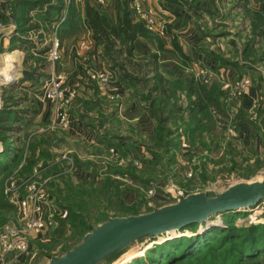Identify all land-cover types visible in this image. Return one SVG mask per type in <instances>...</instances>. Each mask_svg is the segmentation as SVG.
Returning a JSON list of instances; mask_svg holds the SVG:
<instances>
[{
    "label": "rangeland",
    "instance_id": "374dc122",
    "mask_svg": "<svg viewBox=\"0 0 264 264\" xmlns=\"http://www.w3.org/2000/svg\"><path fill=\"white\" fill-rule=\"evenodd\" d=\"M187 1L203 11L202 17L192 16L193 14L182 8L178 9L183 15H176L170 10L173 8L172 5L168 6L169 9L163 7L166 3L162 0H142V11L154 17L152 29H147L139 14L133 12L130 0H104L102 3L96 0H63L60 12L55 14L54 11H50L51 19L46 20L41 19L40 12L29 13L31 20L39 23V28L35 32L28 31L27 35L30 37L28 39L32 40L35 48L46 47L42 69L44 80L60 75L64 92L74 90V95L66 106L68 125L70 116H83V124L90 127L97 126L105 133L106 139L101 140L102 136H100L99 145L81 140L69 141L66 138L68 125L64 128L57 123L53 103L50 101L52 113L50 112V119L45 123L47 125L45 128L38 129L32 120L18 123L20 128L17 130V145L12 155L17 157V166L20 164L22 166L19 168V173L47 179L49 212L53 220L58 223L52 236L48 235L47 239H39L35 235L29 237L30 249L23 264H47L50 259L47 248L54 247L52 250H55V247L60 246L70 235L69 233L64 237L70 225L78 223V220L71 218L72 211L80 213L83 217L87 226L83 223V227L78 226L77 229L80 227L78 229L80 234L86 235L103 218L114 214L123 216L130 211L126 208L122 209L123 206L133 207L131 211L136 212V215L144 214L176 203L179 198L190 194L202 192L213 196L232 184L260 182L264 179V125L261 120L264 113V13L261 17L263 35L257 44L253 45L259 28H252V17H255L254 11L259 7L256 0ZM86 2L103 13L110 22H113L117 8L126 9L132 21L141 22L154 37L162 41V50H158L160 57L157 75L163 73L171 77L174 73H178L188 76L187 84L179 79L164 78L168 88L176 93L168 103L157 98L159 109H163V114L168 115L167 121L162 124L164 136L161 143L157 141L155 143L154 139H151L153 133L143 136L127 122L124 128L126 132H123L122 128L117 132L121 135L109 133L119 124H113L114 128L108 127L109 131L104 127L100 128L105 123L104 116L99 112L100 106L107 107L106 102L116 100L118 96L115 97V93L105 92L111 88L112 91H116L112 78L114 72L96 54L83 28L85 20L82 16V8ZM15 4L16 0H0L1 107L3 92H5L3 96L9 95L11 101L16 99L18 102L22 99L23 92L33 99H35L33 95L41 97L38 82L37 84H31L29 81L19 83L23 69L22 60L27 52L22 48H9L10 36L9 33H4L10 28V20L14 24ZM67 16H69V26L63 25ZM171 35L187 57L186 61H182L173 50L170 43ZM52 37H57L59 42L58 57L53 60L47 56L49 40ZM67 37L71 40V45L68 46L70 53L67 47L61 44L62 39ZM135 42L133 55L138 63L144 62L147 55L156 50L152 38L138 37ZM150 44L151 51H149ZM182 49L189 54H185ZM170 54H175L179 58L175 60L177 65L173 63L174 73L165 68L167 63L165 59L170 57ZM67 55L68 61H66ZM4 56L12 58L9 63L4 62ZM99 59L104 62L105 69L102 68ZM99 75L107 76L109 80L107 85H103ZM12 76L14 80L9 83L3 81L11 79ZM150 77L151 73H147L145 78L148 81L144 82V87H141L142 84H131L128 88L133 95H137L136 100L143 102L144 106L147 103L146 99L143 100L145 89L153 83ZM257 78L262 85V92H254L252 98L249 97L251 98L249 103L246 104L249 85ZM191 80L192 83L205 86L209 93L214 95L224 115H218L212 110H205L203 114L195 111L179 116L167 112L173 108V101L181 106L186 105L190 98L187 94V85ZM260 93L263 100L260 99ZM12 107L14 106L8 109H13ZM94 116L97 118V124H91L95 121ZM194 123L197 128L188 132L193 128ZM246 126L250 127L251 132L247 133L248 130H243ZM166 131L168 133H165ZM255 134H257L256 145L253 139L250 140ZM120 137H125L126 141L122 146L117 145V138ZM58 151H60L59 157ZM146 161L148 164L145 163ZM77 164L90 170L95 178L88 180L74 177L72 173ZM15 166L12 165L4 177ZM60 172L72 176V181L68 180L71 191L67 192L70 193L71 198L64 197L63 192L60 195L61 204H70L71 212L59 206L60 200L57 197L59 194L54 190L53 181ZM105 182L111 184V187H104ZM123 194L130 197L128 203L121 201ZM2 197L7 201L3 194ZM73 199L75 202H71ZM106 207L110 210L103 213ZM235 212L238 213L233 220L235 226L245 227L251 223H263L264 199L254 206ZM14 216L15 207L8 202L4 209H0V218L5 220L0 228L11 224ZM211 217L214 218L198 224L199 233L211 226L224 228L225 225L222 224L219 216ZM176 232H180L178 237L194 234L184 228ZM159 236L147 235L134 238L122 248L117 258L114 252H111L93 264H115L128 251H139L145 244L157 241ZM214 244L215 242L210 245ZM217 251V248H204L201 262L195 261L194 264H205L206 255L215 254ZM56 254L57 256L62 254L61 250L57 249ZM143 256L144 253L140 255L141 258Z\"/></svg>",
    "mask_w": 264,
    "mask_h": 264
},
{
    "label": "trees",
    "instance_id": "16d2710c",
    "mask_svg": "<svg viewBox=\"0 0 264 264\" xmlns=\"http://www.w3.org/2000/svg\"><path fill=\"white\" fill-rule=\"evenodd\" d=\"M162 1L175 7L185 6V3H187V0ZM256 2H258L259 7L254 11L255 17H252V28L259 27L256 31V35H263V31L261 29L263 22L261 21V17L264 13V0H256ZM62 5L63 0H16L14 14L15 27L12 35L9 37L8 47L22 48L27 52L22 60L23 69L19 83L22 81L37 80L38 84H41L44 79L42 69L44 65L43 59L46 47L43 46L35 48L32 40L27 38L28 31L32 30L35 32L39 28V23L35 20H31L29 13L40 12L42 16L41 19H51L49 12L54 11L55 14H58ZM118 7H120V5H118ZM120 9H116L114 20L113 22H110L103 13L99 12L86 2L82 8V16L85 20V24L90 30V38L93 41V47L96 54L107 64L109 69L114 72L116 79L120 82L124 89L128 90L129 85L131 84H142L141 87H144V82L148 81L145 77L147 73H151L150 79H152L153 83L145 89L146 93L143 100L146 99L145 101L147 103L145 105V110L154 122L153 135L151 136V139H154L155 143L156 141L157 143H161L164 136L162 133V124L167 121L168 115L166 116L163 114V109H159L157 98L165 100V102L168 103V101L173 99L176 93V91H173L170 87L169 90L167 81L161 75H157L156 73L157 67L155 65V61L158 50H162V41L159 38L154 37L141 22L132 21L126 9ZM170 10L172 13L179 15L177 11L172 9ZM63 22V25L69 26V16H67ZM137 37L152 38L155 41L156 50L147 55L143 65H140L136 60H134L133 44ZM170 43L180 59L182 61H186L187 57L183 54L172 35ZM187 88L188 97L193 96V98H189L184 107H182L179 103L177 104L176 101H173V108H170L169 111L167 110L169 114L179 116L183 115L185 112H187V114H191L195 111L203 114L205 110H212L218 115H224L220 111L218 101L215 100L214 95L210 94L205 86L199 85L195 82L192 83L191 80L189 85H187ZM5 90L7 89L5 88ZM4 93L5 92L2 93V98ZM7 97L8 99H11L9 95H7ZM12 101L17 100L13 99ZM5 113H8V110H6L5 105H3L0 108V117H3ZM261 120L262 125H264V113L262 114ZM195 124L196 123H194L193 128H190L188 132H192V130L197 128ZM6 128V126L0 124V141L2 143L4 137L1 135V132ZM165 133H168V131ZM101 136V140L106 139L105 133ZM168 143L171 144L169 140ZM7 151L8 146L4 145L2 152L6 154ZM16 161L17 157L14 156L11 165H17ZM145 163L148 164L147 161ZM21 167L22 166H20V168ZM131 174L133 173L131 172ZM58 175L57 179L53 181L54 190H56V193L59 194L57 195L60 200V203L58 202V204L70 211V204H61L62 200L60 195L62 192L65 193L64 197H68L70 195V193H67L71 191V187L68 186V180L72 181V176L68 173L67 175H64L62 172ZM110 185L111 184L108 182L104 183V187H111ZM69 197L71 198V196ZM0 198L3 199L1 187ZM1 199L0 209H4L8 202L5 199ZM71 202H75V200L73 199ZM130 207L131 206L121 207L122 209L126 208L128 211L130 210L128 213H123V216L136 215V212L131 211L133 207ZM107 210L110 209L106 207L102 212L106 213ZM237 214L238 213L235 211H225L217 214L222 224L225 225L224 228L211 226L199 233V230H197L198 223H192L185 226L184 229L188 230L190 233L194 232L193 235L189 234L178 237L180 232H175L159 236L157 241L145 244L141 250H131L130 252L124 254L115 264H174L177 262L194 264L195 261L201 262V256H204L202 254L204 248H217L218 250L215 254L206 255L207 259L205 264H264V222L255 224L251 223L245 227L235 226L233 224V220ZM112 217H115V214L110 217L103 218L98 223L100 224ZM71 218L78 220V223L77 225L68 226V233L64 237L68 236L69 233L71 236L69 235L60 246L58 245V247H55V250H52L54 247H46L50 252L48 258L57 256V249L61 250V253L63 254L77 245L84 237L85 234H80L78 231L80 227L85 225V221L83 217H81V214L72 211ZM211 218L214 217H210V219ZM4 223L5 220L0 218V225ZM79 223H81V225H78ZM78 226L80 227L77 229ZM85 226H87V224ZM156 242L159 244H154ZM214 242V245H210ZM120 250L114 252L115 258H117L122 252V249ZM143 253L144 256L141 258L140 255L142 256Z\"/></svg>",
    "mask_w": 264,
    "mask_h": 264
},
{
    "label": "crops",
    "instance_id": "0c3cea01",
    "mask_svg": "<svg viewBox=\"0 0 264 264\" xmlns=\"http://www.w3.org/2000/svg\"><path fill=\"white\" fill-rule=\"evenodd\" d=\"M155 1V0H154ZM168 4H163L164 8L169 9ZM178 8H182L184 10H186L189 14H193L192 16H195L197 18L202 17L203 15V11L200 9H197L196 7H193V5H191V3H189L187 1V3H185V6H173L172 10H175L179 13V15H183V13L181 12V10H179ZM10 18V17H8ZM10 20V19H9ZM10 24V28L7 29V31H3L5 34H8L9 36L12 35L13 30L15 25L12 24V21L10 20L9 22ZM84 30L86 31V36L88 37V42L90 43V45L93 44V41L90 39V30L87 27L86 24L83 25ZM11 31V33H10ZM27 38H30L27 35ZM138 38V37H137ZM259 38H261V35H256L255 39L253 40V45H256ZM135 42V40H134ZM136 43V42H135ZM134 43V45H135ZM256 43V44H255ZM62 46L65 45V48L71 45V40L70 37L64 38L62 39L61 42ZM141 44V43H139ZM183 48V47H182ZM186 48H188V46H186ZM23 50V49H22ZM70 49H68V53H70L69 51ZM135 50V49H134ZM185 54H189L186 53V51L184 49H182ZM24 51V50H23ZM149 51H151V44L149 45ZM11 55V54H10ZM15 54L11 55L14 56ZM159 57L160 55H158L157 52V58L155 61V65L156 67L158 66L159 63ZM69 56H66V61H68ZM176 59L179 60V58L175 55V54H170V57L166 58L165 60H167V63H165V68L168 69L169 71H172L174 73V64L177 65V61H175ZM65 61V63H66ZM145 61V60H144ZM101 62L102 68L104 67V62ZM174 63V64H173ZM140 65H143L144 62L139 63ZM187 65V62H186ZM105 69V68H103ZM158 69V67H157ZM160 75L163 78H172V79H179L182 82H184V84L188 83V76H184L183 74H178V73H174L173 76H168L166 74H161ZM170 77V78H169ZM112 78H114V85L116 86V91H112L113 88L106 90L105 92L107 93H115V97H117L116 100H112L111 102H106V106L107 107H101L99 108V112L104 116L105 119V123L101 125L100 128L104 127L106 130H108V127H112L114 128L113 124H119L115 126V130L112 129L113 132H109L112 135H116L119 134L117 132H119L121 130V128L123 129L122 131L124 132V128H125V124L126 122L128 124H132L133 128L135 130H137L140 134H142L143 136H149L153 133V128H154V122L153 120L148 116V113L145 110V106L143 102H139L138 100H136L137 95H133L131 93V91H128L126 89L123 88V86L120 84V82L116 79V77H114V75L112 74ZM44 80V79H43ZM42 80V81H43ZM151 81V80H150ZM254 83H251L249 91H248V95L246 97V104L249 103V100L252 98L251 95H254V92H262V85L259 82V79L257 78L256 80L253 81ZM29 83H36L37 84V80L36 81H29ZM41 84H39V88H40ZM88 91V89H86V92ZM112 91V92H111ZM103 93V92H102ZM117 95V96H116ZM35 97V99H33L32 96H30L29 94L26 95V93H22L21 95V100L20 102L18 101H11L10 99H8L7 96H3V105H5V109L8 110V113H5V115L3 117H0V124L6 126L7 128L1 132V135L4 137L3 139V143L0 141V185L2 186V180L3 177L5 175L6 172L9 171V169L11 168V163H12V159H13V149L15 148L16 142H17V136H18V128L19 125L18 123L20 122H27V121H31L35 122V126L39 129V128H45L47 125H45V123H47L50 119V112L51 111V103L48 102H44L41 97H36V95H33ZM251 97V98H249ZM190 98H193V96H191ZM260 99L263 100L261 93H260ZM27 104V105H25ZM264 104V102H263ZM14 106L12 107L13 109H8V107L10 106ZM184 106V104L182 105ZM1 108V105H0ZM187 114V112L183 113ZM82 117H79L76 115L75 116H70L69 118V125H68V129L66 132L67 135V139L69 141L71 140H81L82 142L85 143H90L93 145H99L101 141L100 140V136L102 135L103 132H101L97 126H85L83 124L82 121ZM95 121L91 122V124H97L98 121L96 120L97 118L94 116ZM112 125V126H111ZM250 127H244L243 130H248L247 133L250 131L249 129ZM109 131V130H108ZM115 131V132H114ZM126 132V131H125ZM251 132V131H250ZM109 135V134H108ZM121 135V134H119ZM246 136V135H245ZM254 137H252L250 140L253 139L254 141V145H256V141H257V134L253 135ZM125 141V137H120L117 138V145L122 146L124 144ZM4 145L8 146V151L6 152V154H4L2 152ZM60 151H58L57 156H60ZM140 165V164H139ZM17 166V165H16ZM15 168V167H14ZM72 175H74V177L76 176V178H84V179H88V180H93L95 178L94 174L88 170L87 168H82L80 165H75L74 169H73V173ZM0 186V187H1ZM126 198H128L126 200ZM130 197H127L125 194H123V197L121 198V201H123L124 203H128L129 202ZM10 257L9 256H4L2 259L4 261V264L7 263V261L9 262V264H23L26 261V256H19L16 261H14L13 263H10ZM2 264V262H1Z\"/></svg>",
    "mask_w": 264,
    "mask_h": 264
},
{
    "label": "water",
    "instance_id": "95a60500",
    "mask_svg": "<svg viewBox=\"0 0 264 264\" xmlns=\"http://www.w3.org/2000/svg\"><path fill=\"white\" fill-rule=\"evenodd\" d=\"M11 76V75H10ZM14 80H3L6 84ZM264 199V179L260 182L235 183L213 196L194 193L176 203L138 215L115 216L103 221L82 240L47 264H93L111 252L118 251L134 238L157 236L170 230H181L201 223L225 211L240 210Z\"/></svg>",
    "mask_w": 264,
    "mask_h": 264
},
{
    "label": "built area",
    "instance_id": "2783aa9c",
    "mask_svg": "<svg viewBox=\"0 0 264 264\" xmlns=\"http://www.w3.org/2000/svg\"><path fill=\"white\" fill-rule=\"evenodd\" d=\"M104 0H96L102 3ZM131 9L139 14L147 29H152L154 17L147 15L141 9L142 0H130ZM58 38L49 40L47 56L53 60L58 57ZM103 85L109 80L106 75H99ZM242 86V84H239ZM74 95V90L64 92L62 77L52 76L41 82L40 96L42 99L53 103L54 117L61 127L66 128L68 117L66 106ZM113 151V149H111ZM21 164L15 167L2 180L1 192L15 207V216L11 224L0 228V264H4L3 257L9 256L10 263L16 261L19 256H26L30 249L31 235L39 239H47L52 236L58 223L53 220L49 212L50 198L47 193L46 180L36 177L24 176L19 173ZM9 262L7 261V263Z\"/></svg>",
    "mask_w": 264,
    "mask_h": 264
},
{
    "label": "bare ground",
    "instance_id": "6f19581e",
    "mask_svg": "<svg viewBox=\"0 0 264 264\" xmlns=\"http://www.w3.org/2000/svg\"><path fill=\"white\" fill-rule=\"evenodd\" d=\"M11 59H12L11 57H6V56L3 57V60H4V62H6V63H9ZM9 65H10V64H9ZM1 72H2V71H1ZM7 73H8V72H7ZM5 75H6V74H5ZM7 76H8V75H7ZM0 78H1V75H0ZM12 78L14 79L13 76H12ZM256 204H257V203H256ZM256 204H255V205H256ZM252 206H254V205H252ZM249 207H251V206H249ZM245 208H246V207H245ZM247 208H248V207H247ZM243 209H244V208H243ZM235 211H237V210H235ZM209 218H210V217H209ZM209 218H208V219H209ZM208 219H207V220H208ZM201 223H202V222H201ZM184 227H185V226H184ZM184 227H183V228H184ZM183 228H182V229H183ZM176 231H178V230H170V231H166V233H164V234H172V233H175ZM161 235H162V234H160V236H161ZM128 252H130V251H128ZM128 252H127V253H128Z\"/></svg>",
    "mask_w": 264,
    "mask_h": 264
}]
</instances>
